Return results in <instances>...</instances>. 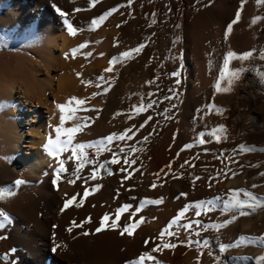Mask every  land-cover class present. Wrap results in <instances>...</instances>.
I'll return each mask as SVG.
<instances>
[{
	"label": "rangeland",
	"instance_id": "1",
	"mask_svg": "<svg viewBox=\"0 0 264 264\" xmlns=\"http://www.w3.org/2000/svg\"><path fill=\"white\" fill-rule=\"evenodd\" d=\"M112 8L118 10L96 30H89L92 19ZM240 9L241 0H131V3L129 0H100L94 6L90 0H0V187L17 193L8 201L0 202V209L10 214L13 221L0 230V235H5L16 225L13 207L22 200L32 205L36 199L34 189L42 187L44 178L48 177L33 181L23 166L26 157L23 146L29 137L27 129L35 126L36 119L22 98L8 94V86L15 80V71L20 70L26 58L32 59L33 50L41 51L43 42L50 39L69 37L72 48L85 42L88 47L75 58L70 57L69 69L60 67V77L68 95L57 102L64 103L72 96L84 99L102 92V88L95 87L101 75L105 81L100 83L109 88L106 94L88 99L82 106L92 111L77 113L89 118L90 127L78 133L74 142H95L129 128L134 133H129L132 135L130 140L113 141L107 145L111 151L103 152L96 164H87L80 173L82 178L75 185L67 183L68 179L74 178L71 172L75 165L68 161L71 153L62 155L69 172L62 176L56 188L63 184L70 186L65 199L79 193L78 202L86 188L101 186L99 191L85 199L83 206H70L74 211L73 221L77 224L90 218V223L74 229H78L82 236H90L97 233L96 228L105 214L114 218L115 211L125 204L131 205V212L145 198L163 200L159 205L145 206L135 215V220L143 218L145 222L132 236L120 234L125 224L133 222L129 213L122 215L117 229L105 228L99 232L107 234V247L102 259L93 264H130L141 253L150 252L160 244V231L185 205L217 196L221 200L217 201L213 211L199 217L194 209L186 214L181 225L193 222L191 230L173 226L172 230L178 236L164 239L177 244L176 248L161 249L152 255L160 264H217L215 257H219L221 264H255L256 257L264 255L261 243L245 244L223 253H220L219 246L231 244L240 236H264V208L248 210L249 215L239 217L218 232L204 231L194 223L197 220L202 225L223 223L231 219L232 212H222V202L228 199L231 190H247L264 197V176L260 175L264 173V151H260L264 149V84L255 74L256 69L264 70V61L259 59V51L264 49V19L255 25L251 23L255 16L264 18V5H257L256 0H245L240 20L233 25L225 40L227 26ZM60 12L65 16L62 17ZM65 19L78 29L76 35L68 34ZM140 44L145 47L138 54L114 65L113 71H105L111 58ZM252 49H256V53L250 60L243 64L232 62L233 68L244 67L248 71L242 74L231 91L214 93L213 84L226 52L232 50L239 54ZM89 52L92 55L85 58L84 54ZM176 72L179 75L173 76L172 73ZM81 80L92 83L85 86ZM169 96L171 100L165 99ZM47 99L50 108L53 105L55 108L56 101L49 94ZM149 102H154L152 108L139 115L134 113L133 105ZM173 104L176 107L173 108ZM209 104L223 109V114L213 112L206 115V105ZM165 109L170 111L165 112ZM40 111L43 120L45 109L40 108ZM51 112L53 119L43 126L46 125L44 129L48 137L55 138L54 128L59 124L60 113L56 108H51ZM149 116L151 120H148ZM166 116L170 118L166 119ZM146 120L148 123L141 128ZM218 125H224L227 130L226 138L220 143L212 141L200 145L196 142L200 133H207ZM15 126L20 129L22 137L18 157L10 152L14 142L11 132ZM70 126L71 123L65 125ZM99 133L102 136H98ZM91 136L93 140H90ZM145 137H148L146 142ZM204 139L212 140L207 135ZM241 144L256 150L243 154L234 151ZM186 145L192 147L185 148ZM132 147L137 151L130 152ZM120 148L124 152H120ZM88 152L94 153L95 149ZM113 153L118 155L121 164H105L98 173L100 178L88 179L99 164L111 160ZM126 154L136 163L123 164ZM49 161L54 173L57 164L52 158ZM121 167L126 171L121 172ZM109 171L113 175H108ZM129 173L131 177L126 179ZM17 179L25 181L19 188L14 185ZM153 183L157 185L154 189L151 187ZM254 184L256 188L252 187ZM181 193H187V196ZM235 214L239 216L238 212ZM84 232L89 234L83 235ZM195 232L200 235H194ZM187 239L199 240L201 244L207 240L208 246L201 249L203 255L195 245L187 247L181 243ZM145 241L149 243L146 245ZM13 251L5 247L4 240H0V256L7 254L11 264L16 263L10 257ZM209 251L212 256L208 255ZM0 264L4 262L0 261Z\"/></svg>",
	"mask_w": 264,
	"mask_h": 264
},
{
	"label": "snow or ice",
	"instance_id": "2",
	"mask_svg": "<svg viewBox=\"0 0 264 264\" xmlns=\"http://www.w3.org/2000/svg\"><path fill=\"white\" fill-rule=\"evenodd\" d=\"M99 2L100 0H90L91 5L93 6ZM129 2L131 3V0H129ZM244 3H245V0H241V9L237 11L235 19L227 26V29L224 34L225 40H227L229 34L232 32L233 25L238 23V21L240 20L241 11L243 10ZM256 4L264 5V0H256ZM117 10L118 9L116 8H112L109 11H106L105 13L100 15L99 17L92 19L89 30H96L100 25H102V23L106 20L107 17L111 16L113 12H116ZM76 11H81V9H76ZM60 15L63 17L65 16V13L60 12ZM261 19H264V18L260 16H255L252 18L251 23L255 25ZM64 25L70 36H74L77 34L78 29H76L70 23L68 19L64 20ZM82 30L83 29H80L79 31H82ZM86 47H88L87 42L80 44L79 46L75 48H72L70 50L72 58H75L76 55L81 53V50ZM144 47H145L144 44H140L138 47L134 49H130V50L122 52L118 57L111 58L109 60V67L105 69V71L106 72L113 71L114 65H116L117 63H121L126 59L131 58L134 54H138ZM254 53H256V49L245 51L239 54L232 50L227 51L226 54L222 58V66L219 68L218 77L216 78L213 84L214 93L219 94V93L230 92L232 87L235 85L236 82H238L242 74L248 71V69L244 67L233 68L231 66L232 62L240 61L241 64H243V62L248 61L251 58H253ZM67 55L68 54H66V58H67ZM91 55L92 53L90 52L84 54L85 58ZM259 59L264 61V49H261L259 51ZM255 74L258 78V81L261 84H264V70L256 69ZM172 75L178 76L179 73L178 72L172 73ZM79 76L80 74L78 73L77 77L79 78ZM97 79H98V82L95 84V87L102 88V92L93 93L91 97L84 98V99L72 96L68 98L65 103L56 104V109L60 113V116H59V124L58 126L54 128L55 138L48 137L44 145L47 155L50 158L54 159L57 164V167L55 168L54 173H53V176H54L52 180L53 186H57L58 183L61 182L62 176L65 173L69 172V169L66 167L67 161L65 159H61L64 153H68V152L71 153V155L68 157V161H72L75 165L74 169L71 172V175L74 178L68 179L67 183L69 185H75L76 181L82 178L80 173L82 172V170L85 168L87 164H96L97 159L103 152L111 151V148L107 147V145H110L113 141H124L126 139L128 140L132 139V135H129V133H132L134 135L133 130L129 128V129H126L123 133H119V134L113 133L107 136L106 138L97 140L95 142H86V143L85 142H74L78 133L82 132L84 128L90 127V124L88 122L89 118L80 117L77 115V113L80 111H92L93 109L85 108L82 106H84L87 103L88 99L95 98V96L100 95V94H106L107 91L109 90L108 87H105L102 85V83H100V82L105 81V77L103 75L99 76ZM81 83L84 84L85 86H89L91 85L92 82L81 80ZM106 83H110V82H106ZM149 83H151V81ZM177 83H179V81H177ZM165 99L171 100L172 97L171 96L165 97ZM153 103L154 102H149L147 104L141 103L139 106L133 105L132 108H133L134 113L136 115H139L142 112L147 111V109L152 108ZM172 107L174 108L176 107V105L173 104ZM206 109H207V111L205 112L206 115L211 114L213 112H215V114L217 115H222L224 111L223 109L218 108L215 104L206 105ZM169 111L170 109H165V112H169ZM119 114L120 113H118L117 115ZM129 118L131 119L132 117L130 116ZM165 118L168 119L170 117L166 116ZM148 120H151V116L148 117ZM148 120H146L144 124H141L140 127L143 128L148 123ZM66 123H71L72 126L65 127ZM226 131L227 130L224 127V125L215 126L211 128V130H209L207 133H203V132L200 133L199 138L197 139L196 142L200 145H204L205 143L212 142V141L216 143H220L222 139L226 138ZM205 135L212 138V140L206 141L204 139ZM144 140L146 142L148 140V137H145ZM191 147L192 145L185 146V148H191ZM89 149H95V152L89 153L88 152ZM255 150H256L255 148L248 147L246 145L241 144L239 145L238 149L234 151H238L239 153L243 154V153L252 152ZM119 151L124 152V149L120 148ZM129 151L136 152L137 149L135 147H132L129 149ZM260 151H264V149H260ZM220 156L222 157L223 153H221ZM135 163H136L135 159L130 160L128 159L127 154L125 155V158L123 159V164L130 166ZM105 164L118 165V164H121V160L116 153H113L111 160L106 161L105 163L99 164L97 169L91 172V175L90 177H88V179L96 180L100 178L98 176V173L100 169L105 168ZM120 171L125 172L126 169L121 167ZM107 174L113 175V172L109 171ZM224 175H228V173H224ZM232 175L235 176L236 173H232ZM260 175L264 176V173H260ZM130 177H131V174L129 173V175L126 176L125 178L128 179ZM196 179L198 180L200 178L196 177ZM24 183L25 181H23L22 179H17L14 182V185L16 188H19V186H21ZM100 187H101L100 185H96L95 187L86 188L83 193V196L79 199L78 202H77V197L80 195L79 193L71 196L70 198L65 199L64 205L60 210L61 213H63L67 208H69L73 204H75L76 207L83 206L85 199L89 195H92L95 192L99 191ZM151 187L154 189L157 187V185L153 183ZM252 187L256 188L257 185L254 184L252 185ZM16 194L17 193L11 189L0 187V202H6L12 197H14ZM181 195L186 197L187 193H181ZM65 196L67 197V193L65 194ZM133 199H135V197H133ZM220 200H221V197L217 196L212 200L200 201L194 204L185 205L179 211V213L168 223V225L163 230L160 231L159 236H158V239L160 240V244L157 245L156 247H153L150 252L146 251V252L141 253L138 258L130 261V264H146V262H149V264H160V262L156 260V257L153 256L152 253L158 252L161 249H174L178 246L177 244L165 241L164 239L166 236L169 238L178 236V233L172 230L173 226L174 225L177 227L182 226L185 231L191 230L193 227V222L184 223L181 225V221L185 218L186 214L191 209L195 210V215L197 217L201 216L202 213L207 214L208 212H211L214 210L217 201H220ZM161 203H163L162 199L153 200V199L145 198L143 201L140 202V206L131 212H130L131 205L125 204L119 207L115 211L114 218L109 217L107 214H105L103 218L100 220V224H99V227L96 228V232L99 233L105 230V228H111L113 230L117 229L119 226L118 222L121 220L122 215L124 213H129V219L133 222L125 224L120 234L124 235L126 233L127 235L132 236L134 231L137 228H139L142 223L145 222L143 218H140L139 220H135L134 219L135 215L141 212L143 208L149 204L159 205ZM257 208H264V197H258L254 195L253 192L247 191V190H240V189L231 190L229 193L228 199L223 200L222 202V212L224 213L232 212L233 214L231 216V219H227L223 223L216 222V223L202 225L200 224L198 220L194 221V223L204 231L212 229L218 232L220 229L225 228L229 224L235 222L237 219H239V217L249 215L250 212L248 210H255ZM236 212L239 213V216L235 214ZM109 221L111 222L109 223ZM12 222L13 221H12V217L10 216V214L5 212L3 209H0V230H4L6 226L11 225ZM83 223H90V218L83 221ZM83 223L77 224L75 221H72L71 226L66 230L69 233H71L73 228H76V227L82 228ZM82 234L88 235L89 233L84 232ZM194 235L199 236L200 233L195 232ZM4 239H7V237L4 235H0V240H4ZM256 242H259L262 245H264V236H260V237L240 236L235 242L231 244H220L219 251L220 253H223L228 249L239 248L245 244H252ZM148 243L149 241H145L146 245ZM181 243H183L187 247H192L193 245H195L197 250L200 252V255H203V252L201 251V249L206 248L208 246L207 240H204L202 244L199 240H192V239L181 241ZM59 247L60 245L57 244L53 248V251H56L57 248ZM208 255L212 256L213 254L211 251H209ZM214 259H216L217 264H221L219 257H215ZM198 260H199V257H198ZM0 261H3L4 264H11L7 254L0 256ZM255 264H264V255L256 257Z\"/></svg>",
	"mask_w": 264,
	"mask_h": 264
},
{
	"label": "bare ground",
	"instance_id": "3",
	"mask_svg": "<svg viewBox=\"0 0 264 264\" xmlns=\"http://www.w3.org/2000/svg\"><path fill=\"white\" fill-rule=\"evenodd\" d=\"M70 41L72 40L69 37H63L43 42L41 51L31 52L32 59L26 58L20 70L15 71V80L13 79L8 86V94L10 96L16 94L18 99L22 98L24 105L36 119L35 126L27 129L29 137L23 146L26 150L23 166L29 171L33 181L48 176L44 178L42 187L34 189L36 199L32 205L22 200L13 207L16 225L6 231L4 236L7 239H4V243L6 248L14 250L10 257L16 260L15 264H93L102 259L107 247L106 233L82 236L78 229L73 228L71 233L66 230L75 217L70 207L63 213L60 211L70 186L68 184L60 185L58 188L53 186L54 176L50 175L53 173L51 171L53 167L49 164L51 158L44 148L49 134H46L44 129L46 125H43L45 122L49 123L52 118L51 108H56L53 104L50 108L47 95L49 94L56 104L68 95V90L63 87L64 81L60 77L62 71L60 67L68 68L71 63L70 50L73 46L70 43L73 42ZM63 102L65 103V100ZM40 108L45 109L46 115L43 120L40 117ZM12 129L11 139L14 142L10 152L18 157V146L22 137L17 126ZM100 134L98 136H102ZM93 136L90 140H93ZM57 244L60 247L53 251Z\"/></svg>",
	"mask_w": 264,
	"mask_h": 264
}]
</instances>
